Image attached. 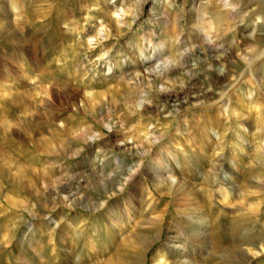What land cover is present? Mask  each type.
I'll list each match as a JSON object with an SVG mask.
<instances>
[{
  "label": "rangeland",
  "instance_id": "1",
  "mask_svg": "<svg viewBox=\"0 0 264 264\" xmlns=\"http://www.w3.org/2000/svg\"><path fill=\"white\" fill-rule=\"evenodd\" d=\"M194 212L264 264V0H0V264H173Z\"/></svg>",
  "mask_w": 264,
  "mask_h": 264
},
{
  "label": "bare ground",
  "instance_id": "2",
  "mask_svg": "<svg viewBox=\"0 0 264 264\" xmlns=\"http://www.w3.org/2000/svg\"><path fill=\"white\" fill-rule=\"evenodd\" d=\"M212 1V0H209ZM228 5V4H227ZM126 11L124 9H119L115 11V15L118 17V21L123 20V15H125ZM202 29H201V38L203 40H207L209 42L212 41L213 35L216 32V25L212 21L205 20L201 23ZM163 51H165L166 46H162ZM138 50L141 51L142 47L138 46ZM141 59L143 60V63L150 62L149 57H147L144 52L141 51ZM168 60H161L158 59L155 66L152 68L151 72L156 74H161V70L167 67ZM236 161V160H235ZM166 177L169 179V181L174 185L176 184V180L170 175L167 174ZM161 177H157V179H161ZM131 209H128L127 217L130 215ZM198 219V220H196ZM124 220V219H123ZM122 221V220H121ZM189 227H191L190 233H186V237L191 240L193 244V250L184 249L183 251H180V248L176 249L177 256L175 257V262L173 264H200L196 258V251L205 252V248L209 247L211 244V231L213 228V223L211 224L210 221H206L203 217H200V214L194 212L191 214V217H189ZM254 232H249L246 234L247 236H250ZM202 259V258H201Z\"/></svg>",
  "mask_w": 264,
  "mask_h": 264
}]
</instances>
